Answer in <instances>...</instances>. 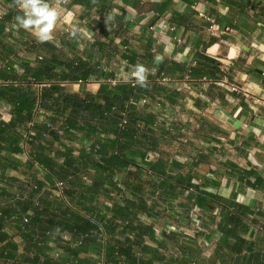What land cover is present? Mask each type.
I'll return each mask as SVG.
<instances>
[{
	"label": "crops",
	"instance_id": "obj_1",
	"mask_svg": "<svg viewBox=\"0 0 264 264\" xmlns=\"http://www.w3.org/2000/svg\"><path fill=\"white\" fill-rule=\"evenodd\" d=\"M0 2V11L5 16L12 4L7 0ZM162 3H166L167 9L160 15L156 12V6ZM86 4V1L74 3L67 0L59 6L61 19L52 42L62 45L61 40L69 38L79 50L75 52L66 46V56L86 59L85 50L89 42L93 43L96 39L103 41L105 51L110 56L102 58L100 64L118 82H128L133 78L131 73L134 65H128L126 59L120 56L122 52H134L142 57L150 50L153 60L139 57L138 61L152 73L157 71V65L164 62L178 65L181 69L173 75L174 82H160L176 90L178 94L175 102L170 104L164 96L151 93L156 99L162 100L160 106L151 108V112L158 114L157 125H152L151 129L162 140L160 154L150 152L146 160L156 166L159 159L164 160V165H159L161 171L172 172L175 180L192 182L222 198L210 205H199L203 228L208 233L202 230L200 236L192 238L182 233L167 232L164 226L171 223L182 230L189 229L191 222L179 210L195 203L191 198L193 190L176 186L174 190L161 192L163 187L159 186L154 196L147 192L148 204H155L160 213L155 220L148 218L155 232L153 237L146 236L144 242L152 247V251L139 250V256L152 260L153 264H229L240 262L243 257L251 258L254 253L251 264H264V184L256 188L247 184V172L264 176V0H98V10L87 9ZM102 8L103 12L100 10ZM15 10L18 11L17 15L22 14L17 7ZM199 10L218 17L219 25H228L232 30L222 36H211L207 33V27L199 25L189 28L177 25L176 30L171 28L174 11L193 14L200 22L203 19L199 17ZM91 16H111L112 22L107 21L106 26L108 33L89 27L87 22ZM155 16L162 17L155 19ZM120 25L123 26L122 30H119ZM9 26L15 30L8 32L5 41L18 52L19 57L12 59L14 65L19 66L17 64L28 60L23 55V40H37L29 31L21 28L15 19ZM73 27L81 30L75 38L69 35ZM80 33H84L86 38H82ZM199 53L217 60L220 73L214 78L215 81H204L202 77L188 74L187 68ZM156 57H162V60ZM225 77L229 82L239 84L242 91L230 90L229 85L223 82ZM66 87L80 94L86 91L96 93L100 82L91 78L87 82L67 83ZM33 88L36 90L35 85ZM5 104L1 102L0 107ZM42 119L45 121V116ZM0 120H4L1 114ZM4 153L6 151L0 147V155ZM18 154L20 156L16 157L22 162L28 159L23 151ZM11 172L17 173L6 168L0 172V192L7 191L0 195V202L9 201L11 187L18 182V176ZM120 174L123 175V172ZM43 177L41 172H32L35 182ZM89 178L90 181H86L88 184L92 182ZM142 179L147 184L154 182L150 174H143ZM47 183L44 181V186ZM225 206L231 209L238 207L243 212L248 208L253 210L249 220H244L242 228L240 225L235 226L237 233L245 239L240 252L231 248L235 238L227 237L219 229V223L215 224L217 216L220 221L225 213ZM211 217L215 221L209 222ZM223 225L232 227L229 221ZM19 226H23V223L4 224L2 231L7 239L0 240V249L8 250L9 255L19 261L27 256L40 255L36 249H28L27 240ZM126 234L129 238L134 237L132 232ZM204 238L212 242L207 252L201 243ZM46 243L44 253L49 255L53 249L51 244H55V241L50 239ZM249 245L252 251L247 250L246 246ZM62 246L59 247L63 249ZM64 254L68 255L66 251ZM92 254L90 250L80 255L91 258L94 257Z\"/></svg>",
	"mask_w": 264,
	"mask_h": 264
},
{
	"label": "trees",
	"instance_id": "obj_2",
	"mask_svg": "<svg viewBox=\"0 0 264 264\" xmlns=\"http://www.w3.org/2000/svg\"><path fill=\"white\" fill-rule=\"evenodd\" d=\"M7 1L12 5L9 12L0 19V82L7 81L5 84L0 83V103H7L10 111L7 120H0V147L6 151L0 155V172L5 168L23 173L39 172L34 168V162H38L46 171L43 178L36 180L38 186L43 187L44 181L54 183L55 180H65L68 185L66 194L72 204L69 205L63 200H51L48 193L40 196L38 205L32 200L8 204L4 208L5 214L9 215L13 211L27 214L28 221L20 220L23 226L19 228L25 235L28 249L34 248L40 252V255L38 253L32 257L27 256L20 261L8 255L13 259L12 264H61L44 253L46 242L50 239L57 242L58 246L64 245L63 249L68 257L73 258L75 264H95L102 247L97 236L100 226L109 233L106 246L109 264H153L152 260L140 257L138 252L152 251V247L144 242L146 236L153 237L155 232L153 223H148V218L155 220L160 213L155 204H148L147 192L154 196L159 186L163 187L161 192H168L179 186L192 189V201L198 205H210L222 199L192 182L175 180L172 172L161 171L159 165H164V160L159 159L158 166L146 160L150 152L160 154L162 138L151 129L153 124H157L158 114L151 111L141 112L138 105L131 101L137 103L144 96L156 99L151 95L155 92L161 97L164 96L170 104L175 102L178 94L176 90L156 79L162 73L173 76L181 68L174 63L164 62L157 65L156 72L152 73L148 68L150 79L147 80L146 87L133 85L134 78L113 85L107 80L113 77L112 74L107 73L100 64L102 58L107 59L110 56L105 51V43L99 39L89 42V47L85 50L86 59L78 56L69 58L66 56V46L75 52L79 50L69 38H63L62 45L54 42L40 43L34 39L23 40V55L28 60L15 66L12 58L19 57V54L5 39L9 34L6 28L15 19L18 11L15 10V0ZM72 1H86L87 9L98 10V0ZM103 9H100L101 12ZM166 9V3L156 6V12L160 15ZM159 17L162 16H155V19ZM214 18L219 24L218 17ZM107 21L112 22L109 16H91L87 25L102 33H108ZM171 21L188 28L195 25L205 28L210 24L204 19L197 21L193 14L176 11L173 12ZM122 28L120 25L119 30ZM121 56L128 65H135L140 58H154L150 50L142 57L134 52H122ZM195 60L196 66H189L187 71L193 77H207L215 81L214 78L220 73L217 60L200 53ZM91 78L100 82L96 93L86 91L80 94L66 87L67 83L87 82ZM34 82L50 83L42 88L40 95V105L46 120L38 121L32 126L34 134L29 142L32 149L29 158L22 162L16 155L23 150L20 146L22 129H26V123L33 118L34 107L38 101L33 88ZM123 113L127 114V124L121 128ZM138 161L148 165L151 172H145ZM132 166L135 168L132 169ZM122 172L123 175L120 174ZM247 173L248 185L256 188L264 184V176L261 174L252 171ZM143 174L152 175L154 182L147 184L142 179ZM85 175L91 177L90 184L84 180ZM112 191H116L120 197L111 196ZM0 193L4 195L7 191ZM35 194L36 191H33L31 196ZM100 196L102 199L98 200ZM107 200H112V204H107ZM224 208L225 213L222 214L218 227L227 237L235 238L231 248L240 252L245 245V239L237 233L235 226L240 225L242 228L244 220H249L253 210L248 208L243 212L238 207ZM213 221L215 218L211 217L209 222ZM226 221L231 223V228L223 225ZM4 224L5 220L0 216L1 241L7 239L2 231ZM64 231L74 237L87 235L81 245L72 246L69 242L62 244L60 233ZM127 232H132L134 237L129 238ZM246 247L247 250H253L250 245ZM90 250L94 256L91 258L95 260L81 257V253ZM120 256L123 260H120ZM254 256L253 253L251 258L243 257L242 261L229 264H251Z\"/></svg>",
	"mask_w": 264,
	"mask_h": 264
},
{
	"label": "built area",
	"instance_id": "obj_3",
	"mask_svg": "<svg viewBox=\"0 0 264 264\" xmlns=\"http://www.w3.org/2000/svg\"><path fill=\"white\" fill-rule=\"evenodd\" d=\"M0 4H2V2H0ZM198 14L200 18L210 23L207 27V33L211 36H222L232 30L231 27L228 25H219L213 16L207 15L206 12L203 10H199ZM3 15H4V12L0 11V19L4 17ZM171 28L176 30L178 26L177 24L174 23L172 24ZM151 29H153V26H151ZM6 30L7 32L11 33V32H14L15 29L13 30L12 26L8 25ZM82 38H86L84 33L82 34ZM195 65H196V60H193L191 66H195ZM188 74H189V71H188ZM203 80L211 81V82L213 81L212 79L207 78V77H203ZM108 81L113 85L118 83V80L116 78H111ZM157 81L164 83V82H174L175 80L172 75L162 73L157 78ZM223 82L227 83L229 85L230 90L234 92L242 91V88L239 86V84H237L236 82H229V79L227 77L223 79ZM0 83L5 84L7 83V81L0 82ZM33 84L36 87L38 101L34 107L33 118L29 122L26 123L27 128L22 129V133H21L22 138L20 141L21 147L23 148L22 151L24 152V154L27 155L28 158H29V153L32 149L29 142L33 139V134H34V130H32V126L36 122L42 121L43 120L42 118L44 117V112L40 105L41 90L44 86L50 85V83H47V82H43V83L34 82ZM132 84L134 85L135 81L132 82ZM160 100L161 99H153L150 96H144L137 103L134 101H131V102L138 105L139 111L149 112L151 111L152 106L154 105L160 106L161 104ZM9 111H10V106L8 104H5L0 107V114L2 115L4 120L8 119ZM126 124H127V114L123 113L122 120L120 123L121 128H124ZM156 125L157 124H153V126H156ZM60 133H63V132L60 131ZM45 135L49 136L48 134H45ZM17 155L20 156V154H17ZM138 163L145 169V172H151L149 171L148 165H146L145 163H142V161L141 162L138 161ZM34 168H36V170H38L39 172L43 174H45L46 172L45 169L42 168L40 164H38V162H34ZM134 168L135 167L132 166V169ZM11 173L12 175L18 176L16 178L18 182H15L14 185H12L11 187V196L9 197V201L5 200L4 202H0V216H2L3 219L5 220V225L6 224H17L20 220H22L23 222L28 221L27 214L21 213L20 211H13L9 215L4 213V208L8 204L13 203L15 201L24 202V201L32 200L36 205H38L40 196L48 193V196L51 200L60 199L68 203L69 205H72L69 202L67 194H66L68 185L65 180H55L54 183H47L45 186L39 187L38 184L32 178V172L25 173V174H21L19 172L17 173L11 172ZM83 178L85 181H90V178L87 175H85ZM121 188L125 190V187L123 185H121ZM33 191H36V194L31 196V193ZM111 196H113L114 198L120 197V195H118L116 191H112ZM107 204L111 205L112 200H107ZM200 211H201V207L198 204L191 203L189 207H185L179 210V212L184 214L191 222L192 225L189 227V229L182 230L180 227L170 223L164 226V230L167 232L184 233L192 238H197L198 236H200L199 234H200V231L202 230L208 233V231L203 228L202 220L199 215ZM219 219L220 217L217 216V219L215 221L216 225L219 222ZM85 235L87 234L81 235L79 237H74L68 232L60 234V236L62 237V240H61L62 244H67V242H69L72 246L81 245L83 243V238ZM97 236L99 238V241L102 247L100 249V252L96 259L97 261L95 264H109V257L106 253V246L109 242V233L105 231L102 226H100ZM202 240L203 241H201V243H202L203 249L204 251L207 252L212 246V242L206 241L205 238ZM51 246H53V249L49 252V256L51 258H53L57 262H60L61 264H75V261L73 260V258L68 257V255L66 256L64 254L65 251L62 248H60L56 242L55 244H51ZM8 255H9L8 250L3 249V248L0 249V264H12L13 259L9 257ZM120 258H121L120 260H123L122 256H120ZM39 264H48V263L42 262ZM217 264H221V263L218 262Z\"/></svg>",
	"mask_w": 264,
	"mask_h": 264
},
{
	"label": "clouds",
	"instance_id": "obj_4",
	"mask_svg": "<svg viewBox=\"0 0 264 264\" xmlns=\"http://www.w3.org/2000/svg\"><path fill=\"white\" fill-rule=\"evenodd\" d=\"M65 2L66 0H15L16 7L22 13L15 17V21L21 28L29 31L38 42H52L58 21L61 19L59 6ZM109 19L112 17L109 16ZM80 31L73 27L69 35L75 38ZM156 59L162 60V57ZM149 74V69L137 62L133 66L131 76L136 85L146 87Z\"/></svg>",
	"mask_w": 264,
	"mask_h": 264
},
{
	"label": "rangeland",
	"instance_id": "obj_5",
	"mask_svg": "<svg viewBox=\"0 0 264 264\" xmlns=\"http://www.w3.org/2000/svg\"><path fill=\"white\" fill-rule=\"evenodd\" d=\"M151 30H153V29H151ZM121 56V55H120ZM122 57V56H121Z\"/></svg>",
	"mask_w": 264,
	"mask_h": 264
}]
</instances>
